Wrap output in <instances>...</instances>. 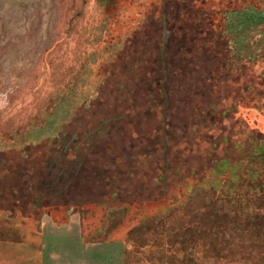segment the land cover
<instances>
[{"label":"rangeland","instance_id":"obj_1","mask_svg":"<svg viewBox=\"0 0 264 264\" xmlns=\"http://www.w3.org/2000/svg\"><path fill=\"white\" fill-rule=\"evenodd\" d=\"M0 264H264V0H0Z\"/></svg>","mask_w":264,"mask_h":264}]
</instances>
